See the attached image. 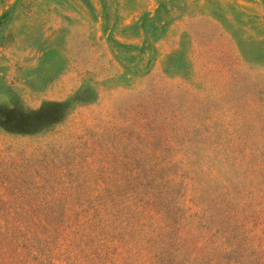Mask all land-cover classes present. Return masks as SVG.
Returning a JSON list of instances; mask_svg holds the SVG:
<instances>
[{
    "label": "rangeland",
    "instance_id": "374dc122",
    "mask_svg": "<svg viewBox=\"0 0 264 264\" xmlns=\"http://www.w3.org/2000/svg\"><path fill=\"white\" fill-rule=\"evenodd\" d=\"M0 264H264V0H0Z\"/></svg>",
    "mask_w": 264,
    "mask_h": 264
}]
</instances>
